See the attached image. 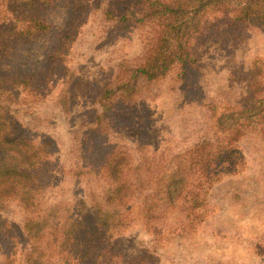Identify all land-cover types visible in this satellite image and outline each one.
<instances>
[{"label": "rangeland", "instance_id": "1", "mask_svg": "<svg viewBox=\"0 0 264 264\" xmlns=\"http://www.w3.org/2000/svg\"><path fill=\"white\" fill-rule=\"evenodd\" d=\"M154 1L170 0H49L28 11L49 30L10 40L0 58V77L30 80L10 86L11 116L34 139L51 142L50 201L71 206L78 220H88L91 204L110 193L104 155L124 157L118 166L135 184L136 165L146 160L155 171L171 172V159L202 140L216 144L240 133L242 166L208 193L204 224L193 229L181 203L163 197L154 207L153 197L141 194L153 205L152 222L114 233L109 261L81 264H264V119L253 124L264 117V26L210 13L189 42L195 63L146 81L135 73L158 29L145 16ZM4 12L0 7L9 18ZM17 25V33L25 31ZM251 71L259 72L254 100ZM106 91L114 95L102 97ZM188 179V189L199 181L195 171ZM14 205L0 212V264H22V215Z\"/></svg>", "mask_w": 264, "mask_h": 264}, {"label": "trees", "instance_id": "2", "mask_svg": "<svg viewBox=\"0 0 264 264\" xmlns=\"http://www.w3.org/2000/svg\"><path fill=\"white\" fill-rule=\"evenodd\" d=\"M49 4V0H0V7L5 11L3 14L9 15L7 19L0 15V30L5 32H0V40H5L0 43V58L6 53L10 40L28 39L49 30L44 22L28 13ZM210 13L228 14L236 23L264 26V0L154 1L146 9L145 16L157 22L158 29L145 62L136 70L137 78L155 81L176 64L193 65L195 57L190 52L189 42L198 33L200 22ZM17 24L23 25L25 31L17 33ZM258 74L251 71L250 94L253 100L259 92ZM28 82L29 78L24 82L20 77H0V212L6 211L10 204H16L15 208L22 215L20 232L25 241L22 244V264H45V261L81 264L86 258L109 261V242L114 233L130 229L134 224L138 228L152 222L149 214L153 205H147V200L139 197L145 193L153 197L148 199H153L154 207L156 200L157 204L165 201L163 197L169 203H181L187 226L196 229L210 215L206 202L210 190L224 178L237 175L239 165L242 166V158L235 147L240 133L234 140H221L216 144L202 140L189 152L171 159L175 163L171 172L167 171L168 167L155 171L151 168V161L146 160L144 166L136 165L135 184L128 182L124 169L118 166L125 158L110 153V158L104 159V155L102 159V168H106L110 176V188L106 186L104 193H110L91 204L88 220L75 219L71 206L64 209L49 198V191L53 188L52 175L56 170L51 160V142H40L26 133L23 125L12 118L10 105L7 106V99L13 97L10 86ZM112 95L111 91L102 93L104 98ZM258 109L250 108L246 113H255ZM262 119L264 117L253 124ZM191 171L196 172L199 181L188 189ZM113 183L116 184L112 188ZM11 230L9 227L8 232L17 246L18 238ZM36 260L38 263H34Z\"/></svg>", "mask_w": 264, "mask_h": 264}]
</instances>
